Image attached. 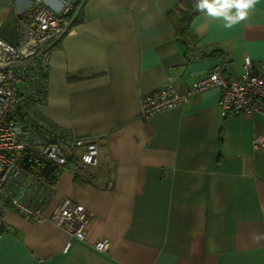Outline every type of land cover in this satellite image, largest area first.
Wrapping results in <instances>:
<instances>
[{"label":"crops","instance_id":"obj_1","mask_svg":"<svg viewBox=\"0 0 264 264\" xmlns=\"http://www.w3.org/2000/svg\"><path fill=\"white\" fill-rule=\"evenodd\" d=\"M72 1L77 33L51 49L36 110L97 141L99 163L79 178L64 170L47 208L69 198L93 217L81 240L8 213L0 264H264V148L253 147L264 112L222 116L211 87L141 114L142 96L168 82L185 94L215 64L238 76L248 56L264 73V0L235 23L203 7L183 41L181 0ZM32 5L0 4V37L19 44ZM106 238L108 251L97 250Z\"/></svg>","mask_w":264,"mask_h":264},{"label":"built area","instance_id":"obj_2","mask_svg":"<svg viewBox=\"0 0 264 264\" xmlns=\"http://www.w3.org/2000/svg\"><path fill=\"white\" fill-rule=\"evenodd\" d=\"M13 1L0 0V4ZM32 1L27 22L22 23L20 43L14 44L0 37V236L8 231L6 215L19 212L36 222L51 221L82 240L92 213L69 198L63 199L48 213L56 187L39 174L27 170L25 163L42 157L75 173L99 163L97 141L71 131L52 129L33 113L27 119L17 112L22 103L19 82H25L27 94L36 96L39 70L49 72V53L43 57V64L40 61L43 49L77 33L80 8L72 0ZM211 87L221 89L219 105L222 116L264 112V73L253 71L252 60L247 56L238 76H228L220 64H215L207 74L197 78L185 94L170 82L145 94L141 99V114L149 117L179 106L189 99L191 93ZM253 147L257 150L264 148V137L255 136ZM33 150L37 155H30ZM70 244H66L64 251ZM109 245L106 238L96 242L95 248L106 252Z\"/></svg>","mask_w":264,"mask_h":264},{"label":"trees","instance_id":"obj_3","mask_svg":"<svg viewBox=\"0 0 264 264\" xmlns=\"http://www.w3.org/2000/svg\"><path fill=\"white\" fill-rule=\"evenodd\" d=\"M201 3V0H181L179 6L174 10L173 13L175 15L174 21H175V29H176V35L178 38H181L182 41L185 37L190 35V27L195 19V17L200 14L202 8L198 7V5ZM176 18V19H175ZM187 42V40H186ZM58 42L51 44V46L44 47V54L41 55L40 61L42 64L44 63L43 57L45 54L50 53L51 49L54 48L57 45ZM222 66V65H221ZM48 78H49V72L47 69H40L39 75L37 79V93L36 96L32 94H27L25 91H20L19 98L22 101L21 104L17 107L18 115L21 117L27 118L31 116L30 114L33 113L34 116L38 118H42L49 126H51L52 129H58L60 131H69L64 128H60L58 124H56L51 119L47 118L43 114L39 113L36 110V105L39 103H46L47 101V94H48ZM32 156L37 155L35 150L30 154ZM25 167L27 170L32 171L34 173L39 174L42 176L47 182L50 184H53L56 187V184L59 180L60 175L65 170L63 167H60L56 165L54 162L43 159L42 157L36 158L32 162L25 163ZM83 169H86V167L78 169L75 171V178L82 177L81 173L84 171ZM86 181V180H85ZM83 181V182H85ZM19 214L20 216L36 222L34 219L30 217H26L25 214H21L19 212H15ZM6 219V218H5Z\"/></svg>","mask_w":264,"mask_h":264},{"label":"clouds","instance_id":"obj_4","mask_svg":"<svg viewBox=\"0 0 264 264\" xmlns=\"http://www.w3.org/2000/svg\"><path fill=\"white\" fill-rule=\"evenodd\" d=\"M257 3V0H201L198 7H207L209 12L215 15H224L235 23L238 20L246 19V10ZM236 8L235 15H230L229 10ZM230 26V25H229Z\"/></svg>","mask_w":264,"mask_h":264},{"label":"rangeland","instance_id":"obj_5","mask_svg":"<svg viewBox=\"0 0 264 264\" xmlns=\"http://www.w3.org/2000/svg\"><path fill=\"white\" fill-rule=\"evenodd\" d=\"M24 85H25L24 81H20L19 82V88H20L21 91H24Z\"/></svg>","mask_w":264,"mask_h":264},{"label":"water","instance_id":"obj_6","mask_svg":"<svg viewBox=\"0 0 264 264\" xmlns=\"http://www.w3.org/2000/svg\"><path fill=\"white\" fill-rule=\"evenodd\" d=\"M60 40H58V42H59Z\"/></svg>","mask_w":264,"mask_h":264}]
</instances>
